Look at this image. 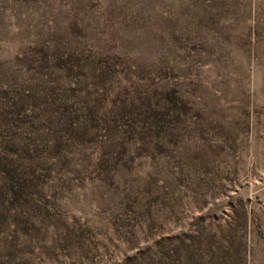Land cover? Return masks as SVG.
Instances as JSON below:
<instances>
[{
  "label": "rangeland",
  "instance_id": "374dc122",
  "mask_svg": "<svg viewBox=\"0 0 264 264\" xmlns=\"http://www.w3.org/2000/svg\"><path fill=\"white\" fill-rule=\"evenodd\" d=\"M0 264H264V0H0Z\"/></svg>",
  "mask_w": 264,
  "mask_h": 264
}]
</instances>
